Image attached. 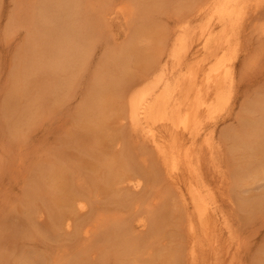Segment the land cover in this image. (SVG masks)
Segmentation results:
<instances>
[{"label":"rangeland","instance_id":"obj_1","mask_svg":"<svg viewBox=\"0 0 264 264\" xmlns=\"http://www.w3.org/2000/svg\"><path fill=\"white\" fill-rule=\"evenodd\" d=\"M25 1L26 4H24ZM111 1H115L114 8L115 5L121 7L130 3L139 4L141 1L140 6L136 4L139 7L134 10L138 20L128 23L123 20L125 17L122 15L121 17L110 15L112 23L108 21L110 19L108 17L109 23L106 21L108 24L105 23V29L103 28L97 35L98 43L91 41L88 44L90 55L84 61V64L87 62L88 65L79 66L80 69L75 66L69 74L68 70L64 73L59 69L61 72L59 71L58 74L61 76H55L56 78H52V81L45 76L47 80L42 77L38 83L35 79L31 82L30 79L25 81L26 75L18 71V58L28 36V22L31 15L26 14L27 17L25 13L20 12L19 15L16 13L26 10L30 12L27 8L29 1L0 0V264H55L60 260L63 264L68 261V264L73 262L75 264H182V262L187 264V254L184 255L183 261L178 257V254L182 253L181 250L188 246V238L183 235L186 233L185 222L183 217L180 218L183 210L181 209L180 212V209L176 208L179 203L176 201L178 198L175 197L176 191L171 181L168 178L169 181H167L165 177L166 180H162L164 183L158 184L156 181L157 184L154 182L149 184L150 181H148L149 183L144 182L140 187L134 185V180L140 176L139 172L148 171L151 168L152 163H148L149 167L146 162L152 160L150 157L147 158L146 153L147 157L142 154V150L139 149L138 144L143 138L134 136L130 124L126 122V120L129 121L128 116H124L127 114L128 100L125 99L127 97L124 91L128 84L131 85L135 81L138 83L139 79L142 81L143 76L148 74L150 65L157 58L161 60V57L163 59L166 56L178 28L185 23L184 21L193 17L191 12L194 10L191 9L196 10L205 0H162L165 4L161 0ZM194 1L200 3L196 4ZM250 2L254 5L253 2L261 3V0ZM153 3L154 5H151ZM252 5L242 21L237 45L230 53L234 56V74L237 76H235L237 80L234 87L235 93L232 94L234 99L232 98V104H229L231 106H228L231 107L230 114L227 118L219 117L217 123L210 125V130L215 131L216 134L215 151L218 152L217 149L221 147L220 153H215L219 161L217 168H215L216 163L215 166L212 165L213 162L207 163L212 160L211 155H208L210 152L208 149L200 152L201 155L208 152L207 158L206 155V159L204 158L206 161L202 160L207 164L204 166L203 163V167L208 168H203V171L213 185L211 189L215 191L218 204L222 206L224 213L226 211L225 218L227 215L230 218V220L226 218L230 228L227 231L232 232V235L225 230V233L223 232L225 235L222 234L220 238L213 237L204 241L206 249L199 251L200 260L204 263L200 264H215L213 260L216 255L214 256L215 252L212 253V251L218 248V256L222 255L220 264H264V178H260L264 176L262 175L264 154L252 153V150L248 148L245 150V146L238 145L237 141L233 140V136H225L227 131L240 128L239 119H241L240 116L248 115L245 108L250 105L248 103L264 95V0L261 6ZM19 6H22L21 9ZM143 8L149 13H146ZM124 26L129 27L126 36L123 31L127 27ZM103 64H107V68L103 67ZM99 68H102V71L98 70ZM100 71L108 76L100 74ZM96 77H105V79L97 80ZM94 78L97 82L93 80ZM63 79L66 82L68 80L70 85L63 82ZM42 82L50 86L49 88L52 87L51 89L58 88L56 93L44 92L41 87ZM62 86L64 88H60ZM94 88L98 91L96 92ZM101 88L104 91H101ZM98 92L99 95H96ZM95 96L100 97L96 99ZM121 99L126 101V106ZM13 109L18 110V113L20 111L18 119H16L17 116L13 118L10 113V115L7 114V111L12 112ZM121 109L122 112L125 111L124 115ZM22 116L26 118L23 117V122L19 121ZM246 118L249 117L244 119ZM13 121L19 124L17 128L13 124L15 130L12 131L10 126ZM129 131L130 134H128ZM124 142L126 144H123ZM129 150L132 156L128 155ZM139 150L140 157L144 155L146 158L144 156L141 157H144L143 159L138 158L135 151ZM121 156L124 158L122 159ZM129 156L133 159L130 160ZM219 157L221 160L218 159ZM125 159L131 162L136 159V161H133L135 164L126 163ZM145 159L150 160L145 161ZM123 160L126 164L122 163ZM260 162L263 164L260 165ZM246 167L250 168L247 172L257 168L253 171L259 173L255 175L253 172H248L250 173L248 177ZM252 167L256 168L252 169ZM109 170H112V174L108 173ZM137 172L139 175L136 174ZM161 193L165 195L164 198ZM165 193H168L167 198ZM148 196L150 197L147 198ZM159 197L161 201L157 200ZM168 197L174 202H171ZM248 202L253 203L254 206L248 207ZM159 207L163 208V212ZM150 209H152L151 215L148 213ZM139 213L146 217L150 216L149 218H152L150 224L152 223L153 227L151 226L152 230L150 227V229L134 228L132 235L140 236L137 246L130 243L126 237L122 240V237L110 233L111 229L107 232L104 227L96 226L97 220L99 221L102 216L115 217L116 215L123 220H129ZM155 215L158 216L154 218ZM86 229L91 230V234L94 235L90 234L92 236L90 239L84 235ZM94 231L98 234L93 233ZM229 236L232 241L227 238ZM213 243L216 245L214 246ZM228 246L233 248L231 250L234 252V259L228 257V260L227 256H224ZM213 247L216 248L212 249ZM86 248L89 258L87 251L84 250ZM81 249L84 250V254H81ZM180 256L182 257L181 254ZM79 257L85 259V262Z\"/></svg>","mask_w":264,"mask_h":264},{"label":"bare ground","instance_id":"obj_2","mask_svg":"<svg viewBox=\"0 0 264 264\" xmlns=\"http://www.w3.org/2000/svg\"><path fill=\"white\" fill-rule=\"evenodd\" d=\"M27 1H29L27 4V8L30 10V12L26 10L27 13H26V11L25 12L19 11L18 14L16 13V15H19L20 12H21V14L25 13V15L26 14L31 15L30 16L31 18L28 22V36H27V39L25 40L26 41L25 45L22 46L21 51L19 50L20 56L18 58V60H19V68H18L19 70L18 71L20 72V74L26 75L25 81H26V79H27V81L30 79V82H31L32 79L33 80L35 79L38 83H40L39 79H41L42 77H44L45 80H47L45 76H47L49 80H51L52 78L55 79L56 78L55 76H58V75L61 76L60 74H58L61 72L59 69H61L64 73L65 72L67 73V70H68V74H69L70 72L72 73L71 70L75 69V66H76V68H79V66L81 67L82 65H86L87 62L84 64V61H86L85 58H87L88 55H90V53H88L90 51V49H89L90 46H88V44H90L91 41H95V42L97 41L96 43H98L99 38H97V37H99V36H97V35H98V33L102 32L103 28L105 29V25L108 24L110 22V20L112 19V17L110 18V15H115V16L122 15V17H125L123 19L124 21L126 20L128 23L136 22L138 20V17L135 16L136 12L134 10H135V8L137 9L141 4L140 3L141 1H140L139 4L136 3L139 6L136 4L130 3V5H125V6L123 5L121 7H118V5H115V8H114L113 3L115 1L113 2L111 0H27ZM125 1H127V0H125ZM130 1L133 2L132 0H130ZM151 1H153V0H151ZM157 1H159V0H157ZM250 1L251 0H205L204 3L199 2L200 4L196 3V1H194L196 4H199V5H198V7L196 5V7H197L196 10L191 9V10H194L191 12L193 14V17L191 16L190 20L187 19L186 21H184L185 23H183L178 28V30L175 29V30H177L175 33V38L170 43L169 49L167 48L168 53L166 54V56L163 59L161 57V60H160V58L159 59L157 58L154 63L151 62L152 64L150 65V70L148 71V74L143 76L144 77L143 80L140 81L141 79H139L140 82L138 81V83H136V81L134 80L135 83H133L131 85L128 84L129 86L128 85L126 86L127 89L125 88V91H124V93H126V94H124L122 92L127 97V98H125V97L124 98L128 100L127 101L128 102L127 103L128 108H127V112H126L127 114L124 115L125 111L122 112V109H121V112L123 113V115L125 117L128 116L129 121L126 120V122H128L130 124L132 132H133L132 134H134V136H136V137L138 136L140 138H143V140L141 139V141L139 142L138 145L140 148L139 147L138 148L140 150H142V152H143L142 154H144V155L147 154L148 157H147V155H146V157L147 158L150 157V159L153 161V162L152 161L146 162V164L152 163L151 168H149L148 171H144V172L140 171L141 172V173L139 172L140 176L136 180H134V182H135L134 185H136V187H140L142 185V183L148 182V181H150V183L148 182L149 184H151V182L155 183L156 181L158 182V184H160L162 182V180L165 179V177H166V179L168 178L171 181V184L174 188V191H176L174 193V194H176L175 197L177 196V198H178V199H176V201H177V203H179L178 207H176V208H179L180 212L183 210L182 215H181V213L178 212L181 215L180 218L183 217L182 219L185 222V225H184L186 228L185 234H187V235H185L184 233H183V235L188 238V243H187L188 246H186V248L184 246H183L184 248L182 247L184 249V250H181L183 254L178 251V253H180L182 255V257H181L180 254H178V257H180L181 261H183L184 255L187 254V256H188L187 259L189 260V262L187 260V264L188 263L189 264H200L202 261L200 260L201 254L199 256V251L203 250L205 248V246H204L205 243H203V242L210 240L213 237L220 238V236L225 233V230L226 231L228 229L230 230L229 225H228V219L230 220V218H228L227 214H226L227 215L226 218H228V219L225 218L226 211L224 213L222 206H220L218 204V201L216 199V195L214 193L215 191L213 192L211 189L212 184L210 183L207 175L205 174L206 172L204 173V171H203L204 170L203 168H208V167H203L204 161H202V160H205L207 158L208 152H207V154L204 153L203 155H201L200 152H204V149H206V150L208 149L210 151L208 155H211L210 158L212 160L209 162L207 161V163L213 162L212 165H214L216 163L215 168H217V164H218L217 162H219V161H217V158H216L217 156L215 157V153H218V152L220 153L219 148H221V147H219L217 149L218 152L215 151L216 150V148H215L216 134L214 133L215 131L213 132V130H210V128H211L210 125L213 126L214 123H217V120H219L218 119L219 117L227 118L230 114L229 112L231 110L230 109L231 107H228V106H231L229 104L230 103L232 104V102H231V101H233L232 98L234 99L232 94L234 92L235 84L237 83L236 82L237 80L235 79L236 75L234 74V71H235L234 70V67H235L234 64L235 63H234V58H233L234 56L230 55V53H231V50L233 48H235V46L237 45V39L239 37V31H240V27L242 26V21L245 19V17H246L245 15L247 14V11H249V8H251L250 6L252 5L251 4L252 2H250ZM26 3L27 2L25 1L24 4H26ZM144 3H142V4H144ZM162 3H163V1H162ZM249 3L251 5H249ZM261 3H262V0H261ZM261 3L260 2H257V3L253 2L254 5H252V6L258 7ZM163 4H165V3H163ZM151 5H154V3ZM24 6H26V5H24ZM19 7L21 9L22 6H19ZM22 10H23V8H22ZM143 10H145L146 13H149V11H147L146 9L143 8ZM26 16L28 17V15H26ZM108 17L110 18L109 20H108ZM114 18H116V17H114ZM15 22H17V21H15ZM110 23H112V22H110ZM140 24L142 25V23H140ZM107 26H109V25H107ZM124 27H127V26H124ZM128 28L129 27H127V29L124 31L122 30L123 28L121 29V31H123V33L125 32V36L129 31ZM121 31H120V33H121ZM132 33H133V30H132ZM122 35H124V34H122ZM172 35H174V34L172 33ZM91 49H92V47H91ZM160 56H163V55H160ZM245 59H247V58H245ZM89 61H90V59H89ZM82 62H83V64H82ZM106 65H104L103 67H106ZM102 68H99L98 70L101 69V71H102ZM103 69L105 70V68H103ZM114 70H116V69H114ZM117 70H118V68H117ZM101 71L99 72L100 74H103V75L106 74L105 72L102 73ZM96 74H98V73H96ZM64 75H66V74H64ZM106 75L108 76V74H106ZM118 76H119V70H118ZM115 77H117V76H115ZM60 78H62V77H60ZM60 78H58L59 82H61V80H59ZM67 78L69 79L70 76L69 77L67 76ZM98 78H103V77H98ZM98 78H97V80H98ZM103 79H105V77ZM93 80H95V78ZM97 80H95V81L97 82ZM100 81H101V79H100ZM59 82H57V83H59ZM63 82H66V80H64ZM110 82H112V81H110ZM66 83H67V85H68V83L70 85V82H68V80ZM100 83H103V82H100ZM98 85H99V83H98ZM240 85H241V83H240ZM37 86H39V85H37ZM41 87L44 89V92L49 93V94H52V92H54L53 94H55L56 89H58V88L51 89L52 87L49 88L50 86H47L43 82L41 83ZM60 88H64V87L62 86ZM66 88H65V90H67ZM96 88H98V87H96ZM94 90H95V88H94ZM123 90H124V88H123ZM95 91H93L94 94H95ZM101 91H104V90H102V88H101ZM99 92H100V90H99ZM99 92L96 95H99ZM59 93H57V94L59 95ZM100 96H97V97H100ZM97 97H96V99H97ZM102 97H101V99H102ZM118 98H120V97H118ZM39 100H41V99H39ZM54 100H56V99H54ZM91 102H92V100H91ZM123 102H124V104L126 103L125 100ZM33 104L36 105L35 102H33ZM248 105H249L248 107H245L248 115L246 114L247 116H245V115L240 116L241 117V119H239L240 120L239 124L241 123L240 124L241 126H239L240 128L238 127L239 129H237V130L227 131L225 133V136H227V137L233 136V138H234L233 140H236L238 145L242 144L243 146H245L244 149L248 148V150L249 149L252 150L251 151L252 153L254 152L257 154L258 153L264 154V152H263V150H264V95L261 98H258V100L251 102V103H248ZM125 106H126V104H125ZM9 108H12V107H9ZM22 108H24V107H22ZM98 109H101V108H98ZM17 111L18 110L13 109L12 112L7 111L8 112L7 114L8 115L11 114V116L13 118H15L17 116L16 119H18L20 116V115L18 116L20 111H19V113ZM244 116L249 117V118L244 119L245 118ZM23 117L24 116H22V118L19 119V121L21 120L23 122ZM28 117H27V119H28ZM228 119H226V120H228ZM15 122L17 123V121H13L12 125L10 126V129L12 131L18 127L19 123L16 124ZM124 125H126V124H124ZM13 126L15 127L14 129H13ZM130 133L131 132L129 131L128 134H130ZM121 135H123V133H121ZM140 138L138 140H140ZM222 138H223V136H222ZM220 139H221V137H220ZM133 141H135V140L133 139ZM126 142H127V140H126ZM123 144H126V143L124 142ZM129 144H131V142ZM217 145H218V142H217ZM236 147L238 148V146H236ZM140 150L135 151L138 153V154L136 153V155H138V158L140 157L139 152L141 154ZM261 152H263V153H261ZM126 153H128V151H126ZM131 154L132 153L129 150L128 155H131ZM260 154H259V157H260ZM144 155H142V156H144ZM205 155H206V158H205ZM123 156H121L122 159L127 155L125 154V156L124 157ZM220 157L218 158L219 160H221ZM143 158H141V159H143ZM128 159L127 160L125 159V161H127L126 163L131 162L130 160L133 158L130 157L129 161H128ZM150 159H145V161L150 160ZM253 160H255V159H253ZM260 160L262 161V159H260ZM133 161H136V159L132 160V162ZM255 161L258 162V160H255ZM123 162H124V160L122 161V163ZM143 162H144V160H143ZM143 162H141V163H143ZM221 162H223V161H221ZM257 162H254V163H257ZM126 163L124 162V164H126ZM260 163H261L260 165L263 164L262 162H260ZM143 164H140V165H143ZM205 164L206 163H204V166H205ZM148 165H147V167H148ZM106 166H108V165H106ZM206 166H207V164H206ZM210 166H211V164H210ZM149 167H150V165H149ZM249 167H250V165H249ZM218 168H220V166H218ZM253 168H256V167H252V169ZM110 169H112V168H110ZM248 169H250V168L246 167V170H245L247 173L246 174L247 176L250 174V173L248 174V172L255 173L254 171L257 168L255 170L253 169L254 171L251 169L252 171L247 172ZM102 170H101V172H102ZM111 171L108 173L112 174ZM263 171H264V168H263ZM106 172H107V170L105 171V173ZM258 173L259 172H256L255 175ZM263 173H262V175H264ZM110 174H109V176H112ZM136 174H138V172ZM261 177L264 178V176H260V178ZM168 179H167V181H169ZM240 179L242 180V177ZM240 181H238V183ZM103 183H105V181ZM130 183L132 184V182H130ZM162 183H164V182H162ZM155 184H157V183H155ZM149 187H150V185H149ZM158 187H160V185ZM149 189H151V188H149ZM162 190H164V189H162ZM215 190L217 191V189H215ZM171 191L172 190H170V192ZM95 192H96V190H95ZM145 192H146V190H145ZM149 192L150 191H148V193ZM164 192H165V190H164ZM156 193L157 192H155V194ZM221 193H223V192H221ZM152 194H154V192ZM167 194H166V198H167ZM218 194H220V193H218ZM147 195H149V194H147ZM222 195H224V194H222ZM163 196H165V195L162 194V197ZM168 196L170 197V195H168ZM149 197L150 196H148L147 198H149ZM169 197H168V199H169ZM175 197L173 199H175ZM258 199H260V198H258ZM83 200H84V198H83ZM83 200H82V202H83ZM142 200H143V198L141 199V201ZM147 200H151V199H147ZM157 200L159 201L160 197ZM249 200H246V201H249ZM153 201H151V202L154 203ZM170 201L172 202L173 200H170ZM220 202H221V200H220ZM79 203H80V200H79ZM100 203L101 202H99V204ZM152 203H151V207H152ZM163 203L164 202H162V204ZM248 203H249V204H247L248 207L254 206L253 203H250V202H248ZM146 204H147V202H146ZM143 205H145V204H143ZM160 207H162V206H160ZM141 208H142V206H141ZM145 209H146V207L144 208V210ZM162 209H161V211L163 212ZM151 210L152 209H150L149 212L148 211L147 212L152 213ZM100 213H101V211H100ZM151 213H150V215H151ZM144 214H146V212H144ZM179 214H178V216H179ZM65 216H67V215H65ZM87 216H85V217H87ZM157 216L158 215H155L154 218H156ZM127 217H128V215H127ZM149 217L150 216L146 217L140 213H139V215L133 216L131 218L129 217L130 218L129 220L128 219L123 220L119 216L116 217V215H115V217L102 216L99 218V221L97 220L96 226H98V227L100 226V228L104 227L107 232L109 229H111L110 233L116 235L117 237H119V236L122 237V240L125 239V237H126L130 240V243H132L133 245L135 244V246H137L136 243H138L140 236L139 235H137V236L132 235L133 230L135 227H138V228H146L147 227L148 229L151 228V230H152L153 225H152V223L150 224V222L152 221V218H149ZM94 218L96 219L95 216H94ZM183 220H182V222H183ZM221 220H223V222H221ZM63 221L64 220L62 219V222ZM92 225H93V223H92ZM93 227H94V225H93ZM98 227H97V229H98ZM77 228H78V226H77ZM91 230H93V228H91ZM91 230L86 229V231L84 233V235H86V237H89V239H90V237H92L91 235H93V234H91ZM147 232H149V231H147ZM150 232H152V231H150ZM227 232L230 233V231H227ZM93 233H97V231H94ZM230 234L232 235V232ZM226 235H227V233H226ZM114 238H115V236H114ZM227 238H229L230 241H232L230 236ZM234 238H235V236H234ZM91 241L93 242V240H91ZM93 243H95V242H93ZM184 243H186V242H184ZM211 243H210V245H211ZM214 243H216V242H214ZM214 243H213V245H214ZM85 245H87V244H85ZM90 245H91V242H90ZM88 248H89V246H88ZM214 248H216V247H213L212 249H214ZM231 248L229 247L228 249H230V250L227 249L225 252L223 251L224 256H227V258L230 257V259H234V257H235L234 252L231 250ZM90 249L92 250L91 247H90ZM207 249L209 251L208 247H207ZM84 250L87 251V248ZM84 250H82V253L81 252L80 253L84 254L85 253ZM217 250L215 249L212 251V253L215 252L214 256L216 255L215 260H213V262L215 264H220L219 261H220V257L222 255L218 256ZM237 250H238V247H237ZM92 251H94V250H92ZM208 251H206V252H208ZM86 253L88 254V251ZM221 253H222V251H221ZM208 254H209V252H208ZM62 255H63V253H62ZM78 256L79 255H77V257ZM83 256H85V255H83ZM88 256H89V254L87 255V257ZM175 256L177 257V255H175ZM70 260L72 261L73 259H70ZM76 260H78V259L76 258ZM76 260H74V261H76ZM81 260L84 261L85 259H81ZM178 260H179V258H178ZM223 260H224V258H223ZM228 260H229V258H228ZM55 261H57V260H55ZM78 261H76V263ZM68 262H65L64 264H68ZM52 263H54V262H52ZM202 263H204V262H202ZM55 264H63V262L60 260L59 263L57 262ZM72 264H75V262H73ZM182 264H184V263L182 262Z\"/></svg>","mask_w":264,"mask_h":264}]
</instances>
